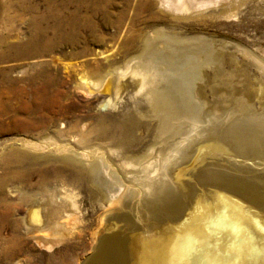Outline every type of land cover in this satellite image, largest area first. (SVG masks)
I'll return each instance as SVG.
<instances>
[{
  "label": "rangeland",
  "instance_id": "374dc122",
  "mask_svg": "<svg viewBox=\"0 0 264 264\" xmlns=\"http://www.w3.org/2000/svg\"><path fill=\"white\" fill-rule=\"evenodd\" d=\"M17 1L4 0L11 4L13 10L9 15L4 13L5 17L2 15L5 21H2L3 24L8 21V17L19 16ZM36 1L43 10L45 0ZM144 15H154L148 25L162 27L169 34L208 35L214 38L224 32L223 38L240 46L244 53L247 52L240 56L241 61L252 53L264 59V0H249L237 16H232L218 26L216 31L206 28L202 23L195 28L186 24L177 27L166 16H157L154 10ZM19 17L10 26L14 29L13 36L25 42L31 36L29 20L28 17ZM148 25L144 23L140 26L146 31L150 29ZM114 31V27H107L102 30L107 35L105 40L91 37V40L81 43L77 49L64 46L46 56L20 57L0 63V69H12L10 75L16 80L15 85H9L0 75V264H83L94 252L98 237L108 229L104 224L109 216L118 215L125 220L120 221V224L128 222L138 231L151 232L156 222L180 217L193 207L196 198L202 194L211 196L213 190H222L220 187L225 182L246 188L250 194L264 199V139L261 140L264 138V119H260L261 123L250 119L243 121V125L249 121L248 125L241 127L247 129L244 140L230 133L227 139L217 141L210 138L209 142L201 143L203 146L197 144L195 149L199 150L194 163L186 161L183 165V168H187L182 176L184 179L181 177L182 185L179 181H172V165L166 156L173 141L199 133L198 130L207 123V118H198L193 125L186 123L187 133L176 139L158 136L159 121L147 113L146 88L140 90L131 72L139 68L138 72L142 71L143 75L156 80L155 84H160L161 74L166 73L164 69L160 72L158 67H132L130 74L124 78L128 84L122 90L115 107H104L101 93L90 94L81 87L82 75L86 74L94 82L101 83L106 75L126 69L129 57L137 54L122 50V43L117 42ZM53 57H60L63 61L56 65ZM135 60L131 64L144 61L140 58ZM247 70L248 79L241 78L242 84L246 86L254 80L258 81L256 78L260 76V70L253 65L249 64ZM49 72L53 78L46 75ZM212 72L210 75L201 74V78L207 76L203 80L205 84L213 79L215 73ZM256 93L255 103L258 105L261 98ZM129 121L133 122V129L121 133L118 127ZM100 124L103 125L102 131L98 130ZM228 124L226 122L218 129L226 130L224 128ZM250 129L256 132L257 139ZM74 153H81L83 166L81 164L76 168L66 163V157ZM128 156H143L144 160L135 165L129 163ZM8 158L12 159L8 161ZM92 161L100 162V170L106 182L104 191L98 194L79 175ZM15 174H18L16 178L13 177ZM161 179L167 181V185L163 190L152 192L149 183ZM64 187L75 193L78 210L66 232L56 240L45 216L41 220V231L31 229L27 223L28 204L42 197L43 193L52 190L58 192ZM112 195L123 196L120 208L110 205ZM70 212L74 213L71 209ZM260 214L264 219V213L260 211Z\"/></svg>",
  "mask_w": 264,
  "mask_h": 264
},
{
  "label": "bare ground",
  "instance_id": "6f19581e",
  "mask_svg": "<svg viewBox=\"0 0 264 264\" xmlns=\"http://www.w3.org/2000/svg\"><path fill=\"white\" fill-rule=\"evenodd\" d=\"M248 1L45 0V8L41 10V5L36 0H18L16 8L19 10V16L28 17L31 32L28 41L23 42L13 36L12 31L14 29L13 26H10V23H13L19 16L8 17V21L3 24L5 21H3L2 15L4 13L9 15L13 8L11 4L0 0V63L11 59L17 60L20 57L46 56L64 46L77 49L81 43L85 44L89 39L91 40V37L103 41L107 35L102 30L107 27H114V37L117 42L122 43V50L137 54L134 57L131 55L132 58L129 57L126 69H119L106 75L101 83L94 82L84 74L80 77V85L90 94L101 93L104 98L102 100L104 107H115L122 90L128 84L124 82V78L130 74L129 70L132 67L141 66L142 69L145 66L158 67L160 72L161 69H164L166 73L161 74L163 81L161 80L162 83L159 82L160 84L157 82L155 84L156 80L153 81V79L143 75L142 71V74L138 72L137 69L139 68L130 70L132 71V78L140 90L146 88L147 113L159 121L158 136L165 139H176V137L187 133L186 123L193 125V122L198 118H207V123L201 130H198L199 133L196 135L189 134L186 138L173 141L170 152L174 151V153L169 152L166 156V160L172 165L170 172L172 181H179L180 183L187 168H183L185 162L193 161L194 163L199 150V148L195 149L197 144L200 145L210 138L217 139V141L225 139L230 133L237 134L244 140L247 136L245 131L247 129L241 127H244L249 121L244 125L243 121L250 119V121L260 122V119H264V94H262L264 93V59L250 52L252 54L246 60L245 57L241 61L240 56L247 52L244 53L240 46L223 38L224 32H220L219 36L214 38L208 35L169 34L162 27L148 25L153 21L154 15L146 16L144 13L154 10L157 16H166L177 27L186 24L195 28L202 23L206 28L216 31L218 26L224 24L232 16H237L242 6ZM144 23L150 29L143 31L140 25ZM214 35L216 34L214 33ZM135 58L144 61L136 62V65L131 64ZM61 60L60 57H53V62L56 65L63 61ZM244 61L247 62L244 63ZM249 64L260 70V76L256 78L258 81L249 82L250 84L246 86L242 84L241 78L248 79L247 68ZM11 70V68H1L0 75L7 84L15 85L16 80L11 77ZM167 71L171 72L167 73ZM212 71L215 73L213 79L205 84L206 81L203 80L207 79V76L203 75L201 78V74L210 75ZM51 74L50 72L46 73L48 77L53 78ZM251 89H253V93H251ZM255 93L261 98L258 105L255 103ZM226 122L230 123L227 128H224L226 130L218 129ZM133 127V122L129 121L118 128L123 133L130 132ZM98 130H103L102 124L99 125ZM251 134L256 135V139L258 138L256 132L252 131ZM258 134L260 135V133ZM200 137L203 140H200ZM240 138L237 139L240 140ZM235 151L241 152L240 150ZM209 153L211 152L209 151ZM227 154H229L228 151ZM227 154L225 153V155ZM80 156L81 153L70 154L65 161L74 167L81 164L83 166L84 162ZM128 158H130L129 163L135 165L144 160L143 156H128ZM11 159L8 158L7 160L10 161ZM99 163L92 161L79 174L82 180L89 182L96 194L102 193L104 184L106 185ZM18 174L13 175V177L16 178ZM230 184L225 182L223 187H220L222 190H215V192L213 190V194L210 193L211 196L207 195V197L206 194H202L203 196L196 198V201L193 199L195 201L193 207L184 213L182 212L180 217L169 218L160 221V223L156 222L151 232L138 231L137 228L131 227L128 222L120 224V221L125 220H122L118 215L109 216L110 218L104 224L108 229L98 237L94 252L83 264H168L170 260L178 261L181 257L180 246L184 241L177 240V237H185L188 234L200 241L198 245H194L197 248L196 255L199 260H230L234 254L225 256L223 253L225 251L231 252V248L235 246L243 249L244 264H259V257L252 249L264 245V231H261L264 228V219H262L263 215L260 214V211L264 213V199L250 194L246 188H239ZM166 185L167 181L165 182L164 179L149 183L152 192L157 189L163 190ZM216 187L218 188V186ZM43 194L42 197H37L29 202L27 223L32 230L41 231L43 227L40 225L41 220L45 216L51 234L57 240L66 232L72 218L76 217L78 205L75 193L64 187L58 192L52 190L50 193ZM109 201L111 206L118 209L123 202V196L112 195ZM70 209L74 213H71ZM114 220L115 223L112 222ZM35 222L38 224L33 225ZM233 228L237 230L236 233L232 231ZM174 247L175 250H173Z\"/></svg>",
  "mask_w": 264,
  "mask_h": 264
},
{
  "label": "snow or ice",
  "instance_id": "6c2138e0",
  "mask_svg": "<svg viewBox=\"0 0 264 264\" xmlns=\"http://www.w3.org/2000/svg\"><path fill=\"white\" fill-rule=\"evenodd\" d=\"M234 233L237 232L235 228L232 229ZM264 231V228L261 229ZM177 240H183L184 243L180 246L181 257L178 261L170 260L168 264H244V256L242 255L243 249L236 248L233 246L231 252L225 251L223 255L230 256L233 255V258L227 261H203L199 260L197 253V248L194 245H198L200 241L190 234L185 237H177ZM175 250V247L174 249ZM255 251L259 257V264H264V245L256 246L252 249Z\"/></svg>",
  "mask_w": 264,
  "mask_h": 264
},
{
  "label": "water",
  "instance_id": "95a60500",
  "mask_svg": "<svg viewBox=\"0 0 264 264\" xmlns=\"http://www.w3.org/2000/svg\"><path fill=\"white\" fill-rule=\"evenodd\" d=\"M87 258H88V257H87ZM83 260H85V258H84Z\"/></svg>",
  "mask_w": 264,
  "mask_h": 264
}]
</instances>
